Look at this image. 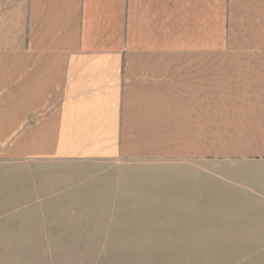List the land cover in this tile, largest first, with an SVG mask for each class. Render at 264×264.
I'll return each instance as SVG.
<instances>
[{"label": "crops", "instance_id": "obj_1", "mask_svg": "<svg viewBox=\"0 0 264 264\" xmlns=\"http://www.w3.org/2000/svg\"><path fill=\"white\" fill-rule=\"evenodd\" d=\"M0 158L264 166V0H0Z\"/></svg>", "mask_w": 264, "mask_h": 264}, {"label": "rangeland", "instance_id": "obj_2", "mask_svg": "<svg viewBox=\"0 0 264 264\" xmlns=\"http://www.w3.org/2000/svg\"><path fill=\"white\" fill-rule=\"evenodd\" d=\"M226 163L0 158V264H264V166Z\"/></svg>", "mask_w": 264, "mask_h": 264}]
</instances>
